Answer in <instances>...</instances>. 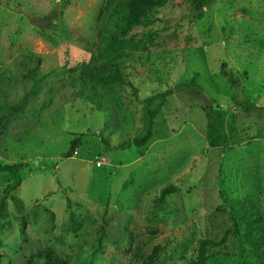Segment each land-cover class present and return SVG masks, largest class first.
<instances>
[{
  "label": "rangeland",
  "instance_id": "obj_1",
  "mask_svg": "<svg viewBox=\"0 0 264 264\" xmlns=\"http://www.w3.org/2000/svg\"><path fill=\"white\" fill-rule=\"evenodd\" d=\"M105 2L0 0V164L22 165L0 172V264L52 248L72 264H139L155 247L160 264H189L232 213L264 225V0H173L113 63L122 83L82 90L72 79L115 16L111 4L98 21ZM221 137L229 146L211 148ZM249 249L231 234L211 264H242Z\"/></svg>",
  "mask_w": 264,
  "mask_h": 264
},
{
  "label": "trees",
  "instance_id": "obj_2",
  "mask_svg": "<svg viewBox=\"0 0 264 264\" xmlns=\"http://www.w3.org/2000/svg\"><path fill=\"white\" fill-rule=\"evenodd\" d=\"M173 0H106L103 10L100 13L98 21L103 20L105 13L109 12L111 4L115 5L114 18L111 19L110 24L100 28V43L96 51L92 54L91 59L86 66H83L81 75L73 78L72 82L79 84L82 90L89 89L95 92L96 87L99 85L109 86L123 82V76L118 67L113 63L117 60L124 59L129 55L126 53L128 48L133 51H139L142 43L135 41V34L133 31L137 28H149L153 26L158 18L156 17L159 9L164 8ZM113 26V28H112ZM148 41L152 42L154 34L147 35ZM99 64V65H98ZM227 73V72H226ZM6 77L4 69L0 68V81ZM233 83V79H230ZM76 83V84H77ZM172 92H167L163 95L155 97L161 102L158 108L148 111V127L146 133L141 139L135 140L134 144L138 148L145 147L152 139L154 133V122L157 113L164 107L166 100L172 96ZM154 97L152 99H155ZM8 108V106H7ZM246 110V105L242 106ZM3 107L0 105V127L5 120V114L2 112ZM208 119L211 121L212 117L208 115ZM212 124L209 123L208 128H212ZM228 138H220L218 140H210L211 148L228 146ZM81 146L79 139H73L71 141L70 150L65 153L64 158H74L76 151ZM22 168V165H1L0 172L15 171L18 172ZM177 188L175 186H167L162 189L160 202H163L167 195L175 193ZM13 202L22 211L24 209L23 203L17 198L13 197ZM3 208V204H2ZM0 206V210L2 209ZM231 220L233 222V229L227 231L223 238L220 240L204 239L200 241L198 256L195 260L189 264H211L214 254L212 250L223 247L229 240L231 234H235L243 246L246 244L250 247L249 252L245 253L242 258L244 259L242 264H264V225L261 217H255L251 213H232ZM21 235L27 239V223L26 219L21 220ZM162 252V248L155 247L146 259L139 264H160L158 259ZM40 260H44L43 263H39ZM26 264H72L70 260L59 253L56 249H49L41 252L39 257L34 259L30 258Z\"/></svg>",
  "mask_w": 264,
  "mask_h": 264
},
{
  "label": "built area",
  "instance_id": "obj_3",
  "mask_svg": "<svg viewBox=\"0 0 264 264\" xmlns=\"http://www.w3.org/2000/svg\"><path fill=\"white\" fill-rule=\"evenodd\" d=\"M75 153L77 154L78 150ZM97 167H101V163H97Z\"/></svg>",
  "mask_w": 264,
  "mask_h": 264
},
{
  "label": "crops",
  "instance_id": "obj_4",
  "mask_svg": "<svg viewBox=\"0 0 264 264\" xmlns=\"http://www.w3.org/2000/svg\"><path fill=\"white\" fill-rule=\"evenodd\" d=\"M153 136H154V135H153ZM152 140H153V137H152V139L150 140V142H151ZM150 142H149V143H150ZM228 146H229V145H228ZM78 150H79V149H78ZM98 169H101V168H98Z\"/></svg>",
  "mask_w": 264,
  "mask_h": 264
}]
</instances>
